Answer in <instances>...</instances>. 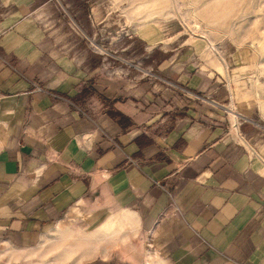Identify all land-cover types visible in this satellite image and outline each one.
I'll return each mask as SVG.
<instances>
[{
  "label": "crops",
  "instance_id": "0c3cea01",
  "mask_svg": "<svg viewBox=\"0 0 264 264\" xmlns=\"http://www.w3.org/2000/svg\"><path fill=\"white\" fill-rule=\"evenodd\" d=\"M100 2L0 0V264H264V126L188 67L165 113L101 79Z\"/></svg>",
  "mask_w": 264,
  "mask_h": 264
},
{
  "label": "rangeland",
  "instance_id": "374dc122",
  "mask_svg": "<svg viewBox=\"0 0 264 264\" xmlns=\"http://www.w3.org/2000/svg\"><path fill=\"white\" fill-rule=\"evenodd\" d=\"M100 3L107 24L102 29L97 27L96 35L93 28L81 32L74 29L88 52L103 57L101 79H113L120 87L140 86L136 99H143L142 92L147 91L150 104L165 113L170 112L169 100L181 102L185 95L200 99L168 72L173 65L188 67L214 85L220 99L226 97L223 111L228 128L235 129L242 116L264 126V0ZM88 60V64L94 63ZM166 63L167 68L158 69Z\"/></svg>",
  "mask_w": 264,
  "mask_h": 264
},
{
  "label": "trees",
  "instance_id": "16d2710c",
  "mask_svg": "<svg viewBox=\"0 0 264 264\" xmlns=\"http://www.w3.org/2000/svg\"><path fill=\"white\" fill-rule=\"evenodd\" d=\"M104 101H106L105 99H103ZM108 110H111L112 112V117H117L118 118V122L120 124V126H123V122H125L126 118L117 110L111 109V106L108 105Z\"/></svg>",
  "mask_w": 264,
  "mask_h": 264
},
{
  "label": "built area",
  "instance_id": "2783aa9c",
  "mask_svg": "<svg viewBox=\"0 0 264 264\" xmlns=\"http://www.w3.org/2000/svg\"><path fill=\"white\" fill-rule=\"evenodd\" d=\"M149 237H150V233H149V235L146 238V247L148 249H152V245H151V242H150V238Z\"/></svg>",
  "mask_w": 264,
  "mask_h": 264
}]
</instances>
